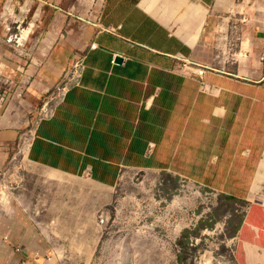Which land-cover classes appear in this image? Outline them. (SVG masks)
<instances>
[{"label":"crops","instance_id":"0c3cea01","mask_svg":"<svg viewBox=\"0 0 264 264\" xmlns=\"http://www.w3.org/2000/svg\"><path fill=\"white\" fill-rule=\"evenodd\" d=\"M87 1L96 13L79 84L28 140L32 186L15 180L0 197V264H94L113 191L124 173L143 171L253 203L234 257L264 264V203L253 199L264 160V63L202 76L205 66H192L220 55L228 32L247 55H264V0ZM69 38L47 59L50 85L75 59L80 42Z\"/></svg>","mask_w":264,"mask_h":264},{"label":"rangeland","instance_id":"374dc122","mask_svg":"<svg viewBox=\"0 0 264 264\" xmlns=\"http://www.w3.org/2000/svg\"><path fill=\"white\" fill-rule=\"evenodd\" d=\"M88 7L87 0H0L2 198L7 196L8 183L15 180L24 179L32 186L28 174L38 171L26 161L28 140L65 92L66 73L72 66L50 85L46 62L73 34V40L80 42L74 55L84 54L93 29L88 26L96 13V6L90 12ZM228 34L219 45L220 55H203L192 66L229 72L249 66L263 69L264 55H247L246 44ZM113 193L112 206L101 219L94 264H237L235 234L253 203L168 173L147 171L124 173ZM253 197L264 203V160ZM251 219L252 214L243 231Z\"/></svg>","mask_w":264,"mask_h":264},{"label":"built area","instance_id":"2783aa9c","mask_svg":"<svg viewBox=\"0 0 264 264\" xmlns=\"http://www.w3.org/2000/svg\"><path fill=\"white\" fill-rule=\"evenodd\" d=\"M83 69H84L83 56L82 55H76L70 70L68 71V73H66V81H67L66 89L72 85H78L79 84V79L82 75ZM204 70H206V68H202L199 71L198 75L202 76L204 74ZM101 221H103V220H101ZM22 264H24V263H22Z\"/></svg>","mask_w":264,"mask_h":264},{"label":"water","instance_id":"95a60500","mask_svg":"<svg viewBox=\"0 0 264 264\" xmlns=\"http://www.w3.org/2000/svg\"><path fill=\"white\" fill-rule=\"evenodd\" d=\"M116 61H117V62H121V61H122V58L117 57Z\"/></svg>","mask_w":264,"mask_h":264}]
</instances>
